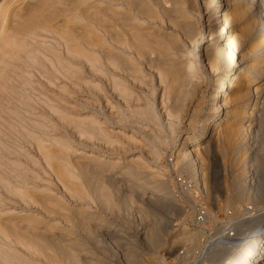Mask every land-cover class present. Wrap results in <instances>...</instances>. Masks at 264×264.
<instances>
[{
    "label": "rangeland",
    "instance_id": "obj_1",
    "mask_svg": "<svg viewBox=\"0 0 264 264\" xmlns=\"http://www.w3.org/2000/svg\"><path fill=\"white\" fill-rule=\"evenodd\" d=\"M143 1L147 4V7H149V6L152 7L153 5H158L157 9L153 8L154 6L152 7L153 9L150 7L149 8L153 12H155V14L158 12L159 14H157V15L160 16V18H159V16H157V18H156V15L154 14V16H152V18H154V19L156 18L155 22H154L153 21L154 19H150L147 16V18H148V20H147L146 16L143 15V16H141L142 18H137L138 20L139 19L140 20H144V19L146 20V24L143 23L142 27L141 26H140V28L137 27L138 29H141L142 31L138 30V29H132L134 31L135 30H138V32L140 31L139 33H142L140 35H141L143 40H144V38H145V40L151 39L149 41L147 40V43L145 41V43H144V44H146L145 46L144 45L142 46L141 44H139L140 46H142V48L145 52L146 51H148V52L145 53L144 51H142V53L144 52V54H142V53H140V51H139L140 49L138 48L139 49V50L137 49L139 51V53H138L133 48V50H135L139 55L142 54V56H144L146 54L145 55V56H147L146 61L144 58H141L142 57L141 55H140V58L138 57L139 55H135L134 53H136V52H133L132 49H131L132 51L129 49L130 51H127L125 55L129 56V54H130V56L134 59V62L132 60V63H134V65L132 63H130V65H132V67H134V68H132L128 64L130 61H127L126 56H124V54L122 55L121 53H120L121 57H119L117 55V58L114 59L115 62H117V60L118 61L120 60L119 62L116 63V64H120V65L122 64L121 67H120V65H118L119 68L115 66L116 65L115 63H114V67H113V65H112L113 63L111 64V60L113 62V59L107 58L106 56L99 57L100 62L98 61V63L96 62L97 64L96 63L94 64L98 69L94 68L95 67L94 65H93L94 67H92L87 62H84V61L80 62V60H79L75 63L76 70L81 66L76 72V75H75L76 81L73 77H70V75H67V76H64V79L59 78V81L57 80L54 83V85L49 84L46 81V79L43 78V77H45L44 75L41 74L42 77L40 78V75H38L39 73L36 74L37 73L36 70L30 69L29 81L31 83L30 86L32 88L30 89L29 92H30V94H32L30 96H34V99H32V101H35L36 97H40L41 99H44L42 97H45L44 95H46V97L49 100L51 99L50 102L52 101V103L56 102V103L60 104V105L59 104L58 105H59L61 114L63 115V116H61V118L57 119V117L54 116L51 112H49V110L46 107H44L43 104L40 102H37V104L41 105V107L39 105H36V103L35 104L33 102L30 103L31 108L33 106L31 114L29 112H25L24 110H22L23 112L21 114V108L19 107L20 110L18 109L19 104H16V102H14V101H17V103H19L18 98H14V97H17V95H19V94L23 95V93L25 94V92L27 94L28 91L23 90L22 88H24V87H20V86H22L20 83V79L15 78L16 79V84L14 85L15 88L13 87V84L15 83L14 78L12 79L14 81V83L11 80V84L13 83L11 85V87L14 88V90L11 89V91H9L8 87H10V85H9L10 81L8 82V84L5 83L4 87L2 86L3 87L2 90H5V88H6V91L1 92V90H0V94H2V95H4L5 92L11 93L10 98H12V99L8 98L9 97L8 95H4L5 97L7 96V98L0 95V99H1L0 100V106H1L0 112L1 113L3 112L2 106H3V109L6 110L5 112L2 113L3 115L0 114V117L2 118V119H0V121H1L0 122V146H1V144L3 145L2 147H0V223L2 222L0 224V229L4 230V232H6V233H7V231H8V233H11V236H9V234H8L9 237L17 235L18 238L16 236L12 237V239L10 238L12 240V243L14 244V245L13 244L12 245L19 251V254H21L22 257H24L23 255H25V257H28V260H30V262L32 259V262L36 263V264H51V263L52 264H59V263H61V264H73L74 262L68 260L66 258V256H64V255H66L65 253L60 252V254H59L60 250L58 251V253H56V251L58 249H56L55 247H53L51 245V241L54 242L52 236H53V233L55 231H57V230L62 231L63 229H65V230L71 229L70 230L71 233L69 232L71 234L70 237H72V238L75 237L76 239H78L79 244H80V245L78 244V246L83 247V248L78 247V249H77V248H75L76 245H74L75 250H74V248H73V250H71L73 252V254H75L78 257V259L80 258L79 260H80L81 264H105V263L106 264H161V263L162 264H195V263L198 264L199 262H200L199 264H220L219 260H221L222 257H224V256L226 258L225 249L221 247L220 242L218 243L221 236H224L223 228H221L220 223L223 222L224 220L227 221L230 219L232 221V222H230V224H232V223L234 224V220H235V222L237 221L238 223L245 225V226H243V228L245 229V227H247V225L249 223H251L252 220H253L252 222H254V218L249 221L248 217L251 216L249 214L253 213V212L257 213L262 207H264V201L261 199H259L257 201V203H256V200L253 201L252 199H250L248 201H242V199H238L239 191H240V190H238L239 185L237 186V183L235 184L232 173L229 170H227V168H226V171H227L226 172L225 169L222 168L221 164L216 165V163L214 161H213V164L210 163L211 166H209L207 168L208 164L204 161V162H201L202 163L201 168L203 166H204V168L206 167L205 170H204V168H202L203 169L202 171L203 172L206 171L207 172L206 175H208V173H209V175L206 176L207 177L206 179L207 180L209 179L208 181L207 180L206 181L209 183L206 184V189H208V190L204 189L205 192L203 190H201V191H203L202 192V196H203L202 198H203L204 204L207 207V214H208V219H209L208 222L206 223V227L211 228L212 234L211 235H201L200 231L197 228L193 227L192 222L190 220V214L185 210V207L183 206L184 205L183 201H182L183 198L180 195H177V193L174 192V190H173L171 178H172V175L174 172L182 173V174L188 176L192 181H193V178L196 179V177L193 176V174L190 173V171H188L187 169H184V168H182L176 164L174 165V160L176 159V158H174V152L176 151L178 146H180V143L182 141L181 137H184L188 134H189L188 136H194L195 137L194 139H196V138L198 139L200 137V135L203 131V127H202L203 125L202 124H204L207 116L213 114L212 109L209 108L210 107L209 105L211 102L208 100V93H209V91H212V89L214 88L213 87L214 83L209 78H206L204 75L199 74V76H201L199 79H201V80L197 79V81L199 80V82H197L198 86H197L196 90L202 89L206 93L205 94L206 98H204V100L201 101L202 105H201L200 101H199V104L197 103L198 104L197 105L196 104L197 100H195L196 102L194 101L193 103H191V101L194 98H196V96L198 97V95L196 93V92H198V90L197 91L192 90L193 88H191L186 93L187 94L186 96H183V97H185L184 100L179 99L180 102L178 100V102L180 104L176 101L177 105L178 104L181 105V103L184 102L185 106H182L183 108L181 106H175L176 104L175 103L173 104L174 100L172 99V101H173V102H171L172 105L170 103L169 104L173 108L171 109L170 105H168L169 106L168 108H170V110H172L171 112L173 113L174 112L173 110L175 109V107L176 108L181 107V108L177 109L179 112H177V110L175 109V111H176L175 113H179V115L181 117L180 119H182V120L180 121V124L178 123V124L174 125L172 128L173 130H171V129H167L168 127L166 126L168 124L167 122L169 120L165 119L166 118L165 115L163 113H161L163 110L161 108V101L160 100H161V93H162L161 91L163 90V88H162L163 85L160 84V79H159L160 75L158 76V73L160 74V72L162 70L166 71L167 68L169 69V66H172V65L173 66H175V65L179 66V64L184 65L185 61L186 62L191 61L193 58L192 54H191L190 56L188 55V57H186L184 60L180 61V59L178 58V60L176 61L175 58L172 59V56H170L171 52H173L170 49L174 48L173 50H176L179 47L178 50H180V46L185 53L186 52L193 53L192 51H190V48L192 45L191 42L193 39L190 40L191 37L184 35L183 32L181 33L178 26L175 25L176 27H174V21H175V24H177L176 19L179 18L180 15L185 12V11H183L184 9L185 10L187 9L186 10V12H187L186 16L187 15L190 16V17L188 16L189 18L187 17V19H188V20L186 19L187 22L192 23V24H194V22H195L196 25H199V23H200L203 27L202 30L204 32L202 31V33H203L202 38L203 39H202L201 43H199L200 40L198 39V44H199V46H201L203 51H204V47L209 45L208 43L214 41L217 38L220 40L222 34L234 35L236 38V43H237V41L240 43V44L237 43V45H239V46L240 45L242 46L243 44H245L242 46L243 52L251 51L250 52L251 58L245 62V64H246L245 68H241V69L236 68L233 72L228 71L227 75H232L231 77H236L240 73H247L248 71H246V70H249L250 67L252 68L254 66V63H256V59H257L256 57L258 56V53L256 52V50H254V47L251 45V44H253L252 38L247 37V34H248L247 29H248V26L250 23L253 25L255 24V28L257 29V31L259 30V32H261L260 29H261L262 24H261V21H259L260 20L259 18H260V15L262 13H260L258 11V9H256L257 8L256 6H258V5L253 4L249 8L246 7V8H243V10H242V8H239L238 5H237V8H236V6H232L231 0L230 1L229 0H225V1L224 0H218V5H221V11L218 12V15L222 14V13H227V15H228L227 17H229L230 21H229V25L227 27H225L227 29L228 33L226 32L225 28L219 30L217 33L216 31H211V29L208 26V24H209L208 13L205 12L206 10H205L204 6H202L203 0H197V1L194 0L198 3L194 2L193 0H191V1L190 0H182V1L181 0H161L163 3V6L166 8H164L163 6H159V5H161V3L159 2L160 3L159 4L158 2H156L157 0H153L152 2H150L151 0L150 1L149 0H143ZM147 1L150 3H147ZM1 2H2V0H0V3ZM176 3H177V5H179L180 3L181 4L183 3L182 5L180 4V6H182L183 8L180 6H178V7L175 6ZM190 3H191V5H192V3L194 5L191 6ZM174 6L177 8H175ZM214 7H212L211 9H214ZM160 8H163V10H160ZM174 8H175V10H174ZM180 8L183 10H181ZM232 8L233 9L236 8V9L233 10ZM154 9H155V11H154ZM164 9L170 10L167 13V14H169L168 15L169 18L166 16V12H167L166 10H165L166 12L164 13ZM176 9H178L177 11H180V12H177ZM173 12H174V14H173ZM178 13H179V15H178ZM175 15L176 16L178 15V17H176V19L174 17ZM200 15H201V18H200ZM164 16H165V18H164ZM173 17L175 20L173 19ZM219 17H220V15H219ZM199 18L201 19L200 21H199ZM149 19L151 21H149ZM171 19H173V20H171ZM145 20H144V22H145ZM253 20H255V21H253ZM133 22H134V20H129L127 23V27L131 26V24L135 25ZM159 22H161L162 24ZM212 23H214V22H212ZM151 27H153V28H151ZM178 29H179V31H178ZM196 29H197V30H195L196 32H194L196 34H193L195 36V38L197 36L199 37V35H200L199 34V28L196 27ZM134 31H132V32H134ZM143 31H144V33L147 31L146 32L147 34L145 33L143 35ZM215 32H216V34H214ZM157 33H158V35H156ZM238 35H240V36H238ZM146 36H147V38H146ZM239 37H241V38H239ZM130 38H131V36H130ZM192 38H193V36H192ZM218 39H217V41H219ZM188 40H190V41H188ZM132 41H135V40H132ZM132 41H131V43H132ZM151 41H153V42H151ZM220 41L222 42V40H220ZM148 42H149V45H150V43L153 44V45H150V47L153 46V47H151L152 50L149 49L150 47H148L149 46ZM242 42H244V43H242ZM146 46L148 47L147 48L148 50L146 49ZM162 46L163 47L165 46V49H163ZM133 47L136 48V46H133ZM156 47H157V49H156ZM166 47H168V48H166ZM161 48H162V50H165V51L160 50ZM115 49H113V50H115ZM248 49H250V50H248ZM153 50L154 51L156 50V51L154 52ZM167 50L169 52H167ZM132 52H133V54H132ZM151 52H152V54H150ZM159 52H160L161 58L159 57V54H158ZM162 52H164V53L162 54ZM256 54H257V56H256ZM149 55L151 56V58ZM252 55H253V57H252ZM254 55L256 57H254ZM135 56H137L136 58H138V60L135 58ZM156 56L158 57V59ZM166 56H169L170 58L166 57ZM105 57H106V59H105ZM118 57L121 59H118ZM123 57H125L126 61H124ZM148 57L150 58V60L148 59ZM166 58L168 61L166 60ZM108 59H110V61H108ZM121 60H123L122 63H121ZM151 60L154 63H152ZM170 60L171 61L174 60V62L176 61L175 64L174 63L172 64L173 61L171 62ZM124 62H126L127 64ZM135 62H136V65H135ZM162 62H163V64H162ZM250 62H251V64H250ZM123 64H125L126 66ZM161 64L164 65V67ZM153 65H154V68H153ZM137 66H138V68L140 66L142 69H140V73L138 71V73L136 75H134L135 72L134 73H132V72L137 68ZM161 66H162V68H161ZM115 67L118 69H115ZM123 67H125L126 70L124 68L125 71L123 69H121L122 71L119 72L118 70H120V68H123ZM158 67L161 68V70ZM92 68H93V70H92ZM128 68L132 69V70H129ZM80 69H81V71H80ZM172 69L173 68H171V71H172ZM173 70H176V69H173ZM34 71H36V73H34ZM141 71H142V73H141ZM123 72H126L127 74L126 73L123 74ZM172 72H177V71H172ZM224 73H225V71H224ZM32 74L34 75L33 77H32ZM163 74H164V72H163ZM142 75L146 76V78L144 77L145 79H143ZM116 76H117L118 80H113L116 78ZM135 76H137L138 79L135 78ZM140 76H141V78H139ZM56 77H58V76H56ZM32 78H33V80H32ZM229 78H230V76H229ZM141 79H143V81ZM121 80H123V81H121ZM32 81H34V82H32ZM114 81H116V84L118 83L120 85L118 87L119 90L116 89L117 88L116 86H118V85H116V86L113 85ZM119 82H122V85L124 82V85H126V89L128 88L129 92L132 93V94L129 93L131 95L128 94L130 97H128V95L123 96V95H126L128 93V91L125 89L123 90V88H121V87H123L124 85L122 86ZM17 83L18 84L20 83L19 86ZM56 84L59 85L61 88L65 87L63 89L64 90L63 93L60 90H58V87H55V86H57ZM61 85L64 87H62ZM16 86H18V88H16ZM211 86H212V88H211ZM19 87H20V89H19ZM120 88L124 92L125 91H127V92L125 94H122V91ZM18 89L19 90L22 89L23 93L21 91L19 92ZM13 91H16V93ZM190 91L193 92L195 95L193 93H190V95H189L188 93ZM37 92H39V93H37ZM12 93H15L17 95L14 96V94L12 95ZM41 95H43V96L41 97ZM55 96H57V97H55ZM191 96H193V97H191ZM124 97H126V98H124ZM31 98H33V97H31ZM56 98H58V99H56ZM13 99H15V100H13ZM206 99H207V101H206ZM12 100H13V102H12ZM9 103H10V105H9ZM193 104H195V105H193ZM148 105H149V107H151V109H153L152 111H153V113H155L154 115L157 116L158 121H157L156 126H155V122H151V121H148L146 119L144 120L143 117L139 116V114L141 115V113H140L141 110L144 109L143 107L148 106ZM182 105H183V103H182ZM196 105H197V107L201 105L200 106L201 108L199 107L200 110H199V108L196 107ZM11 106H13V109ZM42 106L44 109L42 108ZM191 106H192V108L195 107L193 109L197 113H194V111H193V113L191 114V112H192L191 110H193L191 108ZM180 109H182V110L180 111ZM196 109L199 111H196ZM228 109L231 112L234 110L233 106L231 104H229ZM189 111H190V113H189ZM200 111H203V112H200ZM16 112L19 115L18 119H20L17 121H15L16 115L14 114ZM4 113H5V116L7 115L6 117L9 116L10 118L13 119L12 121H10L11 119L9 118L10 122H8V125L4 124V123H6V121H8V120L4 121V119H3V117H5ZM33 113L35 115H44L45 117H48L49 119H51L52 122L53 121L54 122L53 123L50 122L49 125H47V124L42 125L44 127V129H40L42 126L37 127L35 125H34L35 127L33 128V124H31V122H30V124L32 126L29 124V122L28 123L26 122L27 119L29 118L26 116H29V115L31 116ZM193 114H194L196 119L193 118L194 117ZM189 117H192L193 119L189 118ZM25 118H27V119H25ZM6 119H8V118H6ZM190 119H192V120H190ZM2 120L4 123L2 122ZM92 120L95 121L96 123H93ZM187 120H190L192 122H193V120H195L193 122V124L194 123L195 124L193 125L191 122L190 124H192V125L190 127L189 121H187ZM21 121L23 124L21 123ZM89 121H91V122H89ZM159 121H160V123H158ZM11 122H13V123L11 124ZM14 122L16 125L14 124ZM81 122H82V124H81ZM200 122H202V123L200 124ZM24 123H27L28 125L27 124L24 125ZM233 123H234L233 122V113L232 114L230 113V115L224 121L222 126L223 125L224 126H229V125L234 126L235 123L234 124ZM19 124L21 125V127ZM158 124H160V125H158ZM161 124H162V127L160 128ZM9 125L10 126L13 125V128L9 127ZM14 126L17 128L14 129L15 128ZM88 126H90V127H88ZM255 127H257V128H255ZM37 128H39V129H37ZM92 128H93V130H92ZM161 129H163V131ZM30 130L32 131V133H30ZM21 131L24 132V135H26V137L25 136L23 137V135H22L23 133ZM89 131H91V132H89ZM157 132H159L161 134H158ZM170 132L171 133L173 132V133L171 134ZM25 133H28L29 135H31V134L35 135L36 134L34 136L35 138L37 137V135H40V136H38L36 139H32L33 135L27 136V134H25ZM161 135H163L162 136L163 138H161ZM248 135L249 136L247 137L248 140H247V146L246 147L247 148L249 147V149H250V147L255 145V146L259 147V149L261 148L259 150V153H260L262 159H259L258 164L261 161L259 165L264 170V161H263L264 160V116H263V120H261V122H259L256 126H254ZM155 136L160 137L161 139L166 138L165 143L155 144V146H153L159 152L158 158L154 157V155L151 152V147H150L151 146L150 141L153 140L151 138H155ZM20 137H22V138H20ZM30 137H31V139H30ZM173 137H176V138L174 139ZM40 138H42V139L40 140ZM132 138H134V139H132ZM103 139H105V140H103ZM58 140H60V142L62 141L61 143H63V141H64V143L67 142L69 144V145L67 144V147L63 146L62 144L61 145L65 148L71 147L70 149H68L70 151V153L68 150H63L64 148L59 146L60 143H59V145H57ZM38 142L43 143V146L41 145L42 147L46 148L45 146H47V148H49L50 152H48L49 150H46L47 148L45 149L48 154L49 153L52 154V156H51V154L49 155L50 158L47 155L48 156V162H47L45 154H43V152H42V151H44V149L42 150V147H38L39 146V144L37 145ZM64 145H66V144H64ZM39 148H41V150ZM57 149H59V150H57ZM60 149H62L61 150L62 152L60 151ZM63 151L64 152L66 151V152L63 153ZM201 151L202 152H200V154L203 153L202 157H204V156L207 157L205 151L203 149ZM80 152L82 154H80ZM91 152L96 154L104 162V164H105V162L112 163V162L117 161V163H119V165H118L119 169L118 168L114 169L111 167H108V169L105 168V170H104L105 172L104 173L102 172L103 176L100 175L101 173L97 172L96 170L92 171V167H93V169H95L92 162L88 161L87 158H84L85 154L91 153ZM57 153H59V154H57ZM66 154H67V158H66ZM135 155L137 157L138 156L141 157L140 159H142V161L146 160L144 162L147 165V167L149 166L152 168H156L159 171L161 170L162 174L161 175L159 174V176H160L159 180L160 181L158 180L157 183H158V187L162 189L161 191H162L163 195H157V196L164 199V201L166 203L163 202L162 204H165L166 206H164L162 204L158 205L157 203H152V202L147 200V196L150 195V193L152 192V190H150V188L153 184H151L152 183L151 181L149 182L146 174H144V173L142 174L143 178H142V176L139 177L140 181L138 180V182H137L135 180L140 186H138L136 182H132L133 181L132 178L128 179V178H125L127 176L124 175L125 177H123V175H120L121 170L125 169L124 167L127 166V164H128L127 161L132 157H136ZM56 156H58V157H56ZM58 158H60V160L65 159L64 160L65 162L62 163V165H64V166H66V165L71 166L72 165V167H70V168L68 167L69 169H72L73 166H75L74 167L75 170L73 168L71 170V172L73 171L72 173H73V175L75 174L74 176L77 177V179L75 177L69 179V178L65 177L63 174H62V176H60L61 172H59L60 169L58 166L61 165L62 161H59ZM50 159L53 160L52 163L49 162V161H51ZM58 161L60 162V164H57ZM86 161H88L89 163H87ZM220 162H221V160L219 158V163ZM198 165H199V163H198ZM11 166H14V167H11ZM15 166H16V170H14ZM56 166H57V168H55ZM120 166H122V167H120ZM17 167L19 169H17ZM11 168H13L12 169L13 172H11ZM56 169H58V170H56ZM219 169H220V172H218ZM54 170L57 172H55ZM107 170L108 171L110 170L112 174L110 175V171H109V173H106V172H108ZM113 170H114V174L116 172L115 176L113 174ZM14 171L17 172V175L19 172H21V173H19V175L23 176V177L20 176V178L22 180L18 178L19 175L18 176L13 175L14 173H16ZM118 172H119V174H117ZM22 173H23V175H22ZM89 173H91V174H89ZM222 173H224V174H222ZM105 174H106V176H105ZM82 175L83 176L85 175V176L83 177ZM109 175L112 179L109 177ZM117 175H120V176L117 177ZM10 176L13 178L12 180H14V181L11 180L12 181L11 182L9 180V179H11ZM58 176H60V177H58ZM86 177H88L89 180ZM113 177H116L117 179L113 178ZM108 178H110V179H108ZM94 179H95V181H94ZM195 179H194V181H196V183H198L199 180H195ZM231 179H232V181H231ZM67 180H69V181H67ZM107 180H109V182ZM112 180H113V182H112ZM66 181H67V183H65ZM230 182H231V184H229ZM18 184L25 187V189L23 187H20ZM65 184L68 187H65ZM145 184H147V185H145ZM161 184L163 186H160ZM253 184H255L254 186L257 185L255 182V179H254ZM72 185H74L75 188L81 187L80 189L77 188L80 191H81V189H82V191L85 190L86 192L84 191L83 194H81V195L85 196V194H86V196H87V198H89V200H84V199H82V197L80 198L77 194H75V193L73 194L72 192H70L74 188V187L70 188ZM135 185H136V187H135ZM18 186H19V188H18ZM100 186L104 187V188H102V189H104V191H107V192H104V193H106V195L109 194L106 198L107 199L106 201H108V203L112 202L113 205L109 204L111 209L109 206H108V208L106 206L103 208L102 204H99L100 199H99V194H98V198H97V193H98L97 189L100 188ZM5 187H9L10 189L16 190V191H21V192L27 194V196L30 195L29 196L30 199L32 197H34V198H32V200L34 199V201H31V200L29 201L27 198H22V199H24L22 201V199L20 198L19 195H18V197H16L17 196V195H15L16 193L8 192ZM137 187H139V188H137ZM200 187H202V185ZM218 187H221L222 191H220L218 189ZM235 187H237V188H235ZM95 188H97L96 192H95V190H93ZM130 192H132L133 194L135 192L136 193L133 195ZM70 194H72V195H70ZM13 195H15V196H13ZM31 195H32V197H31ZM48 195H50V196L48 197ZM106 195L104 194L103 197H105ZM47 197L48 198L53 197L52 200L57 201L59 204L63 202L62 206L63 207L66 206L64 208V210H66L69 213L68 214L69 218L59 216L57 213L55 214V212H58V209L57 208L54 209L55 203L51 199H50L51 202H49ZM55 197H57V199H55ZM108 198H110V199L108 200ZM110 200H112V201H110ZM232 201H233V204H231ZM229 202H230V204H229ZM258 202L261 204H259ZM32 203H34V204H32ZM38 203H40V205L43 208L40 205L38 206ZM55 205H57V204H55ZM103 205H104V203H103ZM79 208H80V210H79ZM82 208H83V210H85V212L87 211L89 214H92L96 218V219L93 218L91 220V222H89L90 226H91V230H92L91 234L88 233L87 231H85L83 227L80 228L81 225H79V223L77 224V225H79V227L75 223L76 222L75 220L77 219V215H78V220H77L78 222L80 219H82L81 215H79ZM250 208H252V209L250 210ZM46 209H48V210H46ZM83 210L81 211L82 216L84 213ZM105 210H106V212H105ZM52 211L54 212L53 213L54 215L52 213H50V214H52L53 216L49 214V212H52ZM227 211H231L232 215L230 217H228L226 215ZM27 213L28 214L32 213L31 215H35V216L37 215L36 216L37 218L35 217L33 219H30V218L28 219L25 216ZM46 213H47V215H46ZM49 215L51 217H49ZM79 217H81V218H79ZM119 217H121L122 219ZM65 218H67V219H65ZM22 219H24L25 221H23ZM35 219H36V221H34L35 222L34 223L32 220H35ZM238 219H239V221H238ZM245 219H248V221H245ZM29 220H30V222H29ZM7 221H8V223H7ZM12 221H14V222H12ZM15 221H17V222H15ZM9 222H10V224H9ZM21 223H22V225H21ZM27 223L28 224L32 223V224H30L32 226V228L30 226L28 232L23 233L25 231L24 230L25 227H23V226H24V224L27 225ZM49 224L54 225L56 228L55 227L50 228L53 226H49ZM233 224H232V226H234ZM37 225H39V228L37 227ZM2 226L4 227V229L2 228ZM12 226H14L15 228ZM20 226H21V228L19 229ZM34 227H36V229ZM16 229H18V230L15 231ZM22 229H23V231H22ZM37 229L40 233L37 231ZM107 229L109 230L108 232L106 231ZM31 232L32 233L35 232V233L32 234ZM28 233H30L29 234L30 237L28 235H26ZM41 233H43V234H41ZM107 233H109V234H107ZM35 234L38 237V239L36 236L34 237ZM41 235L44 238H45L44 235H46V236L48 235L46 238L49 237L48 238L49 240H46V238L44 239ZM115 235H118V236H115ZM40 236H41V238L44 239V241H46L45 242L46 245L44 244L43 239L42 240L40 239L41 241L39 240ZM24 237H25V239H28L32 243H34V242H36L37 244L40 243L41 246L43 245L42 247H44V249H46V247L48 248L49 243L47 241H49L50 242L49 246L50 245L51 246L48 248V250L46 249V251H47V253L49 252V254H50L49 257H50V260H52V261L50 262V260H48L49 258L44 259L42 257V259H40L41 257L39 258L38 255L30 254L29 251H27L26 249H23L24 247L21 244L16 245L18 243L15 240H23ZM29 238H31L34 241H32ZM144 238H146V240ZM147 239H149V240L151 239V241H148ZM158 239L160 240V242ZM175 240H177V241L174 242ZM155 241L159 242L160 244H155L156 243ZM211 241H212V245H210ZM15 242H16V244H15ZM65 242H67V241H65ZM171 245L174 246V250L172 252L168 253L167 251ZM21 246L23 248H21ZM54 248L56 249V251H53L51 253L50 250H54ZM182 248L186 249L187 254H186V256L181 257L179 261H177V259H175V258H177L176 257L177 253ZM21 249H23V250H21ZM200 251L204 252V255L202 252H201L202 254H200ZM52 254L55 257H56V255H58V258L52 257L51 256ZM61 254L63 256H61ZM222 254H223V256H222ZM83 257H85V258H83ZM52 258L58 259V262L56 260H53ZM228 259L226 258V262L228 261ZM46 260H48L49 262ZM19 262L22 263V261H20V260H19Z\"/></svg>",
    "mask_w": 264,
    "mask_h": 264
},
{
    "label": "bare ground",
    "instance_id": "obj_2",
    "mask_svg": "<svg viewBox=\"0 0 264 264\" xmlns=\"http://www.w3.org/2000/svg\"><path fill=\"white\" fill-rule=\"evenodd\" d=\"M152 1L153 0H151L150 2H152ZM196 1H194V2H196ZM150 2L147 1V3H150ZM156 2H158V3L160 2L161 5H159V6H163V3H162L161 0H159V1L157 0ZM231 2H232V4H231L232 6H236V8H237V5H238L239 8H242V10H243V8H246V7L249 8L253 4L258 5V6H256L257 7L256 9H258V11L260 13H262L260 15V18H259L260 19L259 21H261V24H262L261 25V29H260V31L262 33L259 32V30L257 31V29L255 28V24L253 25V24L250 23L249 26H248V29H247V32H248L247 37L248 38H252L253 44H251V45L254 47V50H256V52L258 53V56L256 54L257 57L254 55V57L257 58L256 59V63H254V66L252 68L250 67L249 70H246V71H248L247 73H240L236 77H231L232 75H227L228 71L229 72H233L236 68H240V69L241 68H245V65H246L245 62L248 59L251 58V53H250L251 51L243 52V49H242L243 47L242 46L245 45V44H243L242 46L241 45L240 46L237 45V43L238 44H240V43L238 41L236 43V38L232 34H229V35L222 34L221 38H220V40H222V42L217 38L220 42L217 41V39H215L214 41L208 43L209 45L204 47V51H203L201 46H199V44H198V39L200 40L199 43H201V41L203 39L202 38V35H203V33H202V31H203L202 30L203 29L202 25L200 23H199V25H196L195 22H194V24L187 22L186 19L189 16V15L186 16V14H187L186 10L187 9L183 10V9L180 8L181 10H183L185 12L182 13V14L180 13L181 15H180L179 18H177L178 20L176 19V17H178L179 13H178L177 16L176 15L174 16L175 19H176V23H177V24H175V21H174V27L178 26L181 33L183 32L184 35H187V36L191 37L190 40L193 39L192 42H191L192 45H191V48H190V51H192L193 53H191V52H186L185 53L183 51V49L181 48V46H180V50H178L179 47L176 50H173L174 48L170 49V50L173 51V52H171L170 56H172V59L175 58L176 61L178 60V58L180 59V61L184 60L186 57H188V55L190 56L191 54H192L193 58H192L191 61H188V62L185 61L186 63L184 62V65L183 64H181V65L179 64V66H177V65L169 66L168 65L169 69L167 68L166 71L162 70L160 72V74L158 73V76L160 75L159 76L160 84L163 85V87H162L163 90L161 91L162 93H161V100H160L161 101V108L163 110L161 113H163L165 115V117H166L165 119L169 120L167 122L168 124L166 125L168 127L167 129L173 130L172 129L173 126L178 124V123L180 124V121L182 120V119H180L181 117H180L179 113H175L176 112L175 109L177 110V109L181 108L182 106H185L184 102H182L183 105H182V103H181V105H179L180 104L179 103L180 102L179 99L184 100L185 97H183V96H186L187 95L186 93L191 88H193L192 90H196V88L198 86L197 82H199V80H201V79H199L201 77V76H199V74L200 75L202 74L206 78H209L211 81H213V83H214L213 87L214 88L212 89V91H209V93H208V100L211 102V103L209 102L210 103V105H209L210 107L209 108L212 109V113L213 114L207 116L204 124H202L203 125L202 126L203 127V131H202V133H201V135H200V137L198 139L197 138L194 139L195 138L194 136H188L189 134L188 135L185 134L186 136L181 137L182 141L180 143V146H178V148L176 149L175 152L173 151L174 152V158H176L174 160V165L175 164L179 165L180 167L190 171V173H192L193 176L196 177V179L192 177L193 181H194V179L195 180H199L198 183H196V181H194L195 184L198 185L199 187L202 185V187H200V188H201V190H203L205 192L204 189H206V184L209 183V182H207L209 179L207 180L206 176H208L209 173H208V175H206L207 172L206 171L205 172L202 171L203 170L202 168H204V166L201 168V165H202L201 162L205 161L208 164L207 168L209 166H211L210 163L213 164V161L216 163V165L217 164L218 165L221 164L222 168L225 169V171H226V168H227V170H229L232 173V176H233V179L235 181V184L237 183V186L239 185L238 186V188H239L238 190H240V191H239L238 199H242V201H248V200L252 199L253 201L256 200V203H257V201L259 199L264 201V170L259 165L261 161L258 164L259 159H262V157H261V155L259 153V150L261 148L259 149V147L253 145L249 149V147L247 148L246 146H247V140H248L247 137L249 136L248 134L250 133L251 129L254 126H256L259 122H261V120H263V116H264V8H263L264 7V0H231ZM193 3H192V5H194ZM196 3H198V2H196ZM180 4L177 5V3H176V5L175 4L174 5L178 7V6H180ZM190 5H191V3H190ZM153 6H152L153 8H156V9L158 8V5H153ZM202 6H204V8H205V10H206L205 12L208 13V21H209L208 26L211 29V31H216L218 33L219 30L224 29L225 27H227L229 25V21L230 20H229V17H227L228 16L227 13L219 14L221 18L218 15V12L221 11V5H218V0H203L202 1ZM149 7H147V4L143 0H2V2L0 3V90H1V92L2 91L3 92L6 91V88H5V90H2L5 83L8 84V82L10 81L9 85L11 87V85L15 81V83L13 84V87H14V85L16 84V79H20V83L22 85L20 87H24L25 89L24 88H22V89L23 90H27L28 92H27V94H26V92L24 94L22 89L19 90L20 89V87H19L18 90H19V92L21 91L23 93V95H21L19 93H18L19 95L15 94L16 91H13L15 93H12V95L13 94H14V96L17 95V97H14V98H18V102L19 103H17V101H14V102H16V104H19L18 105V109H19V107L21 108V114L23 112L22 110H24L25 112H29L31 114L33 106L31 108V104L30 103L33 102L34 104L36 103V105H39V104H37V102H40V103L43 104L44 107H46L49 110V112H51L54 116H56L57 119L61 118V116H63V115L61 114V111H60V108H59L60 104L56 103V102L52 103V101L50 102L51 99L49 100L46 97V95H44L45 97H42L43 95H41V97L44 98V99H41L40 97H36L35 96L36 100L32 101V99H34V96H30L32 94H30V92H29L30 89L32 88L30 86L31 83L29 81V76H30L29 71H30V69L31 70L32 69L36 70L37 73H36V71H34V73H36V74L39 73L38 75H40V78L42 77V75H44L45 77H43V78H45L46 81L49 84H53L54 85V83L57 80L59 81V78L60 79L61 78L64 79V76H67V75H70V77H73L75 79L76 72L81 67L80 66L77 70L75 68L76 67L75 63L77 61H79V60H80V62L81 61L87 62L90 66L94 67L95 66L94 64L96 62L97 63H98V61L100 62L99 57L106 56L107 58L113 59V62L111 60V64L113 63L112 65L114 67V63L116 64L117 62L120 61V60L119 61L117 60V62H115L114 59L117 58V55L119 57H121L120 56V53H121L122 55L124 54V56H126L127 61H130L128 63L130 65V63H132V60L134 62V59L130 56V54H129V56L125 55L126 52L130 51L131 49L133 50V48H134L138 53H139V51H140V53H142V51H144L142 46L143 45L145 46L146 44H144V43H145V41L147 43V40H148V39L145 40L144 37H143L144 40L142 39V37L140 35L142 33H139L140 31L138 32V30H141V29L137 28V27L140 28V26L142 27L143 23L146 24V20L144 19L145 20V22H144V20H140V19L138 20L137 18H142L141 16L145 15L146 18L148 16V18L154 19V18H152V16H154L155 12H153L150 9L152 7H150V8ZM177 7H175V8H177ZM180 7H182V6H180ZM212 7H214V9H211ZM164 8H166V7H164ZM175 8H174V10H175ZM235 9H233V10H235ZM160 10H163V8H160ZM165 10L166 9H164V13L167 11L166 12V16L168 17L169 14H167V13L170 10H166V11ZM177 10L178 9H176V11ZM154 11H155V9H154ZM177 12H180V11H177ZM157 14H159V13L157 12L155 14L156 18H157V16H159ZM173 14H174V12H173ZM174 17H173V19H174ZM148 18H147V20H148ZM159 18H160V16H159ZM164 18H165V16H164ZM200 18H201V15H200ZM200 18H199V21L201 20ZM150 19H149V21H151ZM155 19L153 20L154 22H155ZM173 19H171V20H173ZM129 20H134L133 23L135 25L131 24V26L127 27V23H128ZM253 21H255V20H253ZM212 22H214V23H212ZM159 23H161V22H159ZM196 27L199 28V34L200 35H199V37L197 36L195 38V36L193 34H196V33H194V32H196L195 30H197ZM151 28H153V27H151ZM132 29H138V30L134 31ZM179 29H178V31H179ZM132 31H134V32H132ZM216 32L214 34H216ZM226 32H227V29H226ZM145 33L143 31V35ZM156 35H158V33ZM130 36H131L132 39L130 38ZM192 36H193V38H192ZM238 36H240V35H238ZM146 38H147V36H146ZM239 38H241V37H239ZM132 40H135L136 42L132 41ZM149 40H151V39H149ZM190 40H188V41H190ZM131 41H132V43H131ZM151 42H153V41H151ZM242 43H244V42H242ZM139 44H141L142 46H140ZM148 45H149V42H148ZM150 45H153V44L150 43ZM150 45L148 47H150ZM133 46H136V48L133 47ZM148 47L146 46V49ZM151 47H153V46H151ZM151 47L149 48L150 50H152ZM162 48L165 49V46L164 47L162 46ZM162 48L160 50H162ZM166 48H168V47H166ZM113 49H115V50H113ZM156 49H157V47H156ZM135 50H133V52H136ZM168 50H167V52H169ZM248 50H250V49H248ZM162 51H165V50H162ZM133 52H132V54H133ZM144 52L142 54H144ZM146 52H148V51H146ZM160 52L158 53L159 57H160ZM136 53H134V54L135 55H139L138 53L137 54ZM163 53L164 52H162V54ZM142 54H140V55L142 56ZM150 54H152V52ZM140 55L138 56L139 58H140ZM144 56H142L141 58H144L145 61H146L147 56H145V57ZM106 57H105V59H106ZM119 57H118V59H121ZM136 57L137 56H135V58ZM166 57H169V56H166ZM252 57H253V55H252ZM123 58H124V61H126L125 57H123ZM150 58H151V56H150ZM150 58L148 57L149 60H150ZM110 59H108V61H110ZM136 59L138 60V58H136ZM157 59H158V57H157ZM166 60H167V58H166ZM122 61L123 60H121V63H122ZM172 61H171L172 64L173 63L175 64L176 61L175 62H174V60H172ZM151 62H152V60H151ZM251 62H250V64H251ZM124 63H126V62H124ZM152 63H154V62H152ZM132 64L134 65V63H132ZM162 64H163V62H162ZM118 65H120V64H116L115 66L119 68ZM123 65H125V64H123ZM135 65H136V62H135ZM154 65H153V68H154ZM121 66H122V64L120 65V67ZM130 66L132 67V65H130ZM162 66L164 67V65H162ZM162 66H161V68H162ZM116 67H115V69H118ZM94 68L98 69L96 66ZM124 68L125 67L120 68V70H118V71L121 72L122 71L121 69L124 70ZM132 68H134V67H132ZM161 68H159V69L161 70ZM171 68L176 69V70L172 69V71H177V72H172ZM140 69H142V68L140 66L138 68V66H137V68L135 70L133 69L134 71L133 72L131 71V72L132 73L135 72L134 75H136L138 73V71L140 73ZM92 70H93V68H92ZM125 70H126V68H125ZM129 70H132V69H129ZM80 71H81V69H80ZM224 71H225V73H224ZM126 72H123V74L126 73ZM163 72H164V74H163ZM141 73H142V71H141ZM33 74H32V77L34 76ZM56 76H58V77H56ZM229 76H230V78H229ZM144 77L146 78V76H143V79H145ZM13 78H14V81L12 80ZM135 78H137V76H135ZM139 78H141V76ZM143 79H141V80L143 81ZM197 79H199V80L197 81ZM11 80L13 81L12 84H11ZM32 80H33V78H32ZM113 80H118L117 76ZM75 81H76V79H75ZM121 81H123V80H121ZM32 82H34V81H32ZM113 83H114L113 84L114 86L118 85V86H116L117 88L116 87L115 88L119 90L118 87L120 85L118 83L116 84V81H114ZM119 83L122 85V82H119ZM19 84H18V86H19ZM123 85H124V82H123ZM18 86H16V88H18ZM10 87H8L9 91H11V89L14 90V88H15V87L14 88H12V87L10 88ZM55 87H58V90H60L62 93L64 92V90H63L65 88L64 86H62L64 88H61L59 85H57ZM121 88H123V90L125 89V90L128 91V93L126 95H123V96H127L129 93H131V92H129L128 88L126 89V85H124ZM211 88H212V86H211ZM123 90L121 89L122 94H125L127 91L124 92ZM197 90H198V92H196V93H197L198 97L196 96V98H194V99L192 98L193 100L191 101V103H193L195 100H197V102L196 101L195 102H196V104L197 103L199 104V101L201 103V101L204 100V98H206L205 97L206 93H205L204 90H202V89L201 90L197 89ZM6 93L7 92H5V94L4 93L3 94L4 95H8L9 96L8 98H10V94L11 93H9V92H8L9 94L8 93L6 94ZM37 93H39V92H37ZM190 93H193V92L190 91L188 94L190 95ZM131 94H129V95H131ZM0 95H2V94H0ZM4 95H2V96L5 97ZM129 95H128V97H130ZM31 97H33V98H31ZM55 97H57V96H55ZM191 97H193V96H191ZM5 98H7V96ZM124 98H126V97H124ZM10 99H12V98H10ZM56 99H58V98H56ZM172 99L174 100V102L172 101ZM13 100H15V99H13ZM13 100H12V102H13ZM178 100H179V102H178ZM176 101L179 103L178 105L176 104L177 103ZM206 101H207V99H206ZM171 102H173V104L175 103L176 104L175 106H181V107L176 108L174 106L175 109L173 110L174 112L172 113L171 112L172 110H170V108H168L169 107L168 105H170ZM10 103H9V105H10ZM229 104H231L233 106L234 110L232 112L229 111V109H228ZM193 105H195V104H193ZM197 105H196V107H197ZM201 105H202V103H201ZM39 106L41 107V105H39ZM43 106H42V108H43ZM200 106H198L197 108H199ZM11 107L13 109V106H11ZM143 108L144 109L141 110V112H140L141 115L139 114V116L143 117L144 120L146 119L148 121L155 122V126H156L158 120H157V116L154 115L155 113H153V111H152L153 109H151V107H149V105L145 106ZM172 108L173 107L171 106V109ZM191 108H192V106H191ZM193 108H195V107H193ZM200 108H199V110H200ZM2 110H3V112L6 111V110L3 109V106H2ZM181 110L182 109H180V111ZM199 110L196 109V111H199ZM191 111H192L191 112V114H192L194 109L191 110ZM177 112H179V111L177 110ZM200 112H203V111H200ZM2 113L0 112L1 115H3ZM189 113H190V111H189ZM194 113H197V112L194 111ZM230 113L231 114L233 113V122L235 123V125L234 126H232V125H229V126H224L223 125L222 126V124L227 119V117L230 115ZM14 114L16 115V117H15L16 120L15 121L20 120V119H18L19 118L18 113L16 112ZM4 116H5V113H4ZM193 116H194V114H193ZM5 117H3L4 121H6V120H8V121H6V123H4L3 120H2V122L4 124L8 125V122L12 121L13 119L10 118L9 116L6 117L8 119H6ZM26 117H29V118L28 119L25 118V119H27V121L25 119L24 120L27 123L29 122V124L31 122V124H33V128L35 126L39 127V126L46 125V124L49 125L50 122H52L51 119H49L48 117H45L44 115H35L34 113L31 116L29 115V116H26ZM192 117H189V118H192ZM193 118H195V116ZM0 119H2V118L0 117ZM192 119H190V120H192ZM190 120H187V121H189V124L192 122ZM194 121L195 120H193V122ZM89 122H91V121H89ZM193 122H192V124H193ZM12 123L13 122H11V124ZM21 123H22V121H21ZM27 123H24V125H26ZM93 123H96V122L93 121ZM158 123H160V121ZM201 123L202 122H200V124ZM14 124H15V122H14ZM81 124H82V122H81ZM192 124H190V127H191ZM158 125H160V124H158ZM9 127L13 128V125L12 126L9 125ZM20 127H21V125H20ZM88 127H90V126H88ZM161 127H162V124H161L160 128ZM16 128L17 127H15L14 129H16ZM255 128H257V127H255ZM37 129H39V128H37ZM40 129H44V127L42 126ZM31 130H30V133H32ZM92 130H93V128H92ZM161 130L163 131V129H161ZM89 132H91V131H89ZM22 133H23L22 134L23 137L24 136L26 137V135H24V132H22ZM28 133H25V134H27V136H28L29 135ZM157 133L161 134L159 132H157ZM32 135L33 134H31L29 136H32ZM35 135H33L32 139H36L38 136H40V135H37V137L35 138L34 137ZM162 136L163 135H161V138H163ZM20 138H22V137H20ZM161 138L155 136V138H151L153 140L150 141L151 146L150 145L149 146L151 147V152H152V154L154 155L155 158H158L159 152L153 146H155V144H160V143L163 144V143L166 142V138L165 139H161ZM173 138L175 139L176 137H173ZM30 139H31V137H30ZM41 139L42 138H40V140ZM132 139H134V138H132ZM103 140H105V139H103ZM42 142L41 143H39V142L37 143V145L39 144L38 147H42L43 146ZM61 142H60V140H58V143L57 142L56 143H57V145H59V143H60L59 146H61V147H63V146L67 147V144H68L67 142L66 143H64V141H63V143H61ZM64 144H66V145H64ZM2 146L3 145L1 144L0 147H2ZM45 147L47 148V146H45ZM65 147H63L64 149L63 148L62 149L63 150H68V149L71 148V147H69V148H65ZM46 148L42 147V150L44 149V151H45V152L44 151H42V152H43V154H45L47 162H48V156L51 153L48 154L46 150H49V148H47V149ZM39 149L41 150V148H39ZM62 149H60V151ZM202 149L205 151V153L207 155V157L203 155L206 159L204 157H202L203 153L200 154V152H202L201 151ZM57 150H59V149H57ZM48 152H50V150ZM65 152L63 151V153H65ZM69 153H70V151H69ZM57 154H59V153H57ZM80 154H82V153L80 152ZM51 156H52V154H51ZM56 157H58V156H56ZM49 158H50V156H49ZM66 158H67V154H66ZM84 158H87L88 161L92 162V164H93V166L95 168V169H93V167L91 166L92 167V171L96 170L97 172H100L101 173L100 175H102V176H103L102 172L103 173L105 172L104 171L105 168L108 169V167H111V168L116 169V168L119 167L118 166L119 163H117V161L112 162V163L105 162V164H104V162L96 154H94L92 152L85 154ZM140 158L141 157H139V156L138 157L137 156L136 157H132L130 159L128 158L129 159L127 161L128 164H127L126 167H124L125 169H122L121 172L119 171L120 175H123V177L127 176L125 178H128V179L132 178L133 179L132 182H136V181L138 182V180L140 181L139 177H141L143 173L146 174L149 182L151 181L152 182L151 184H153L151 186V188H150V190H152V192L150 193V195L147 196V200L152 202V203H157L158 205L162 204L163 202H165L164 199L160 198L159 196H157V195H163V193L161 191L162 189L158 187V183H157V181L159 180V177H160L159 174L161 175L162 172H161V170L159 171L156 168H152V167H149V166L147 167V165L144 162L146 160L142 161V159H140ZM219 158L221 160L220 163H219ZM52 159H50L51 160V161H49L50 163L53 162ZM58 159H59V161H62L61 165L58 166L59 169H60L59 172H61L60 176H62V174H63L65 177H67L69 179L74 178L75 174L73 175V173H72L73 171L71 172V170L75 166H73L72 169H69L70 167H72V165L71 166H67L65 164L66 166H64V165H62V163L65 162L64 161L65 159L64 160L63 159L60 160V158H58ZM88 161H86V162L89 163ZM58 162H57V164H60V162L59 163ZM198 163H199V165H198ZM11 167H14V166H11ZM120 167H122V166H120ZM55 168H57V166ZM205 168H204V170H205ZM12 169L13 168H11V172H13ZM17 169H19V168L17 167ZM14 170H16V166H15ZM56 170H58V169H56ZM74 170H75V168H74ZM109 171L106 172V173H109ZM14 172H16V171H14ZM55 172H57V171H55ZM119 172L117 174H119ZM218 172H220V169L218 170ZM19 173H21V172H19ZM19 173H18V175H19ZM89 174H91V173H89ZM111 174L112 173L110 171V175ZM113 174H114V170H113ZM222 174H224V173H222ZM13 175L18 176L17 172L14 173ZM22 175H23V173H22ZM110 175H109V177H110ZM115 175H116V172H115L114 176ZM120 175H117V177L120 176ZM20 176L21 175H19V177H18L19 179H21ZM60 176H58V177H60ZM105 176H106V174H105ZM21 177H23V176H21ZM10 178L11 179H9V180L11 181L13 178L11 176H10ZM75 178L77 179V177H75ZM86 178L89 180L88 177H86ZM110 178H108V179H110ZM113 178H116V177H113ZM142 178H143V176H142ZM254 179H255V182L257 184L256 186H254L255 184H253ZM12 181H14V180H12ZM67 181H69V180H67ZM67 181L65 183H67ZM94 181H95V179H94ZM107 181L109 182V180H107ZM231 181H232V179H231ZM112 182H113V180H112ZM229 184H231V182ZM18 185L20 187H23L20 184H18ZM137 185L140 186L138 183H137ZM145 185H147V184H145ZM19 186H18V188H19ZM160 186H163V185L161 184ZM65 187H68V186L65 184ZM72 187H74L73 190L70 191L68 189L70 192H72L73 194L74 193L77 194L80 198L82 197V199H84V200H89V198H87L86 194H85V196L81 195V194H83V192L85 190L82 191V189H81V191H80L79 189L81 187H77V188H79V189H77V188H75L74 185H72L70 188H72ZM135 187H136V185H135ZM5 188L7 189L8 192L16 193L15 194V195H17L16 197H18V195H19L21 199L22 198H27L29 201L30 200L34 201V199L32 200V198H34V197H32V195H31L32 198L30 199V197H29L30 195L27 196V194H25V193H23L21 191L12 190L9 187H5ZM23 188L25 189V187H23ZM97 188H95L93 190H95V192H96ZM102 188H104V187L100 186V188L97 189V192H98L97 193V198H98V194H99V199H100V201L98 200L100 202L99 204H102L103 208L105 206L108 208L109 204L111 205L112 202L108 203V201H106L107 200L106 198H107V196L109 194L106 195V193H104V192H107V191H104V189H102ZM137 188H139V187H137ZM235 188H237V187H235ZM218 189L220 191H222L221 187H218ZM206 190H208V189H206ZM130 193H132V192H130ZM104 194L106 195L105 197H103ZM15 195H13V196H15ZM70 195H72V194H70ZM49 196L50 195H48V197ZM57 197H55V199H57ZM52 198H48L49 202H51L50 199L52 200ZM109 199L110 198H108V200ZM23 200L24 199H22V201ZM110 201H112V200H110ZM53 202L55 204H57V205L54 204V206H55L54 209H56V208L58 209V212H55V214L57 213L59 216L68 217L69 213L66 210H64V208L66 206L65 205H64L65 207L62 206L63 202L60 203V204L57 201H53ZM103 203H104V205H103ZM32 204H34V203H32ZM229 204H230V202H229ZM231 204H233V201H232ZM259 204H261V203H259ZM39 205H40V203H38V206ZM162 205L166 206L165 204H162ZM80 208H79V210H80ZM110 209H111V207H110ZM251 209L252 208H250V210ZM46 210H48V209H46ZM82 210H83V208H82ZM81 211H80L79 215H81L82 219H80L79 222H78L77 221L78 220V215H77V219L75 220L76 221L75 223H76V225L79 223V225H81L80 228L83 227L85 231H87L88 233L91 234L92 230H91V226H90L89 222H91V220L93 218L94 219H96V218L92 214H89L86 211L88 213L87 214L85 212V210H83L84 213H83V216H82V212ZM105 212H106V210H105ZM50 213L53 214L54 212L52 211V212H49V214ZM255 213L253 212V213L249 214V215H251V216L248 217L249 221L254 218V222H252L253 221L252 220L251 223H249L247 225V227H245V229L243 228V226H245V225L240 224L237 221L235 222V220H234V224L232 223L234 226H233V228H231L233 230V232L229 233V235L221 236V238L218 241V243L220 242L221 247L225 249L226 253L225 252L224 253L226 254V258L227 259L229 258V259L226 262L225 256L222 257V259L219 260L220 264H264V207H262L256 214ZM31 214L27 213L25 215L26 218L33 219V218H35L37 216V215L36 216L35 215H31ZM52 214H50V215H52ZM46 215H47V213H46ZM50 215H49V217H51ZM81 217H79V218H81ZM119 218H121V217H119ZM65 219H67V218H65ZM22 220L25 221L24 219H22ZM32 221L34 222V221H36V219L32 220ZM238 221H239V219H238ZM245 221H248V219H245ZM12 222H14V221H12ZM15 222H17V221H15ZM29 222H30V220H29ZM7 223H8V221H7ZM32 223H30V224H32ZM9 224H10V222H9ZM30 224H28V223H27V225L24 224L23 227H25V229H24L25 231L23 233H27L28 232V230H29V228L31 226ZM232 224H231V226H232ZM21 225H22V223H21ZM79 225H77V226L79 227ZM14 226H12V227H14ZM49 226H53V227H50V228H54L55 227L54 225H51V224H49ZM37 227L39 228V225H37ZM2 228L4 229L3 226H2ZM20 228H21V226L19 227V229ZM31 228H32V226H31ZM34 228L36 229V227H34ZM17 230L18 229H16L15 231H17ZM70 230L63 229L62 231L61 230L60 231H58V230L55 231L53 233V236H52L54 242H52L51 240L50 241H51V245L53 247H55L56 249H58V250L56 251L55 248H54V250H50V249L49 250L51 251V253L53 251H56V253H58V251L60 250L59 254H60V252L61 253H65L66 255H64V256H66V258L68 260L74 262L73 264H81L80 260H79L80 258L78 259V257L75 254H73V252L71 251V250H73L74 245H76L75 248H77V249L80 246H78V244H79L78 239H76L75 237L74 238L70 237L71 236ZM22 231H23V229H22ZM37 231H38V229H37ZM106 231L108 232L109 230L107 229ZM33 233H35V232H33ZM8 234H9V236H11V233H8V231L6 233V232H4V230L0 229V264H36V263L32 262V259H31V262H30V260H28V257H25V255H23L25 258L22 257V255L19 254V251L13 246L14 244L12 243L11 239H12V237H15V236L17 237V235L9 237ZM29 234L30 233H28L26 235H28L30 237ZM41 234H43V233H41ZM107 234H109V233H107ZM35 236H36V234L34 235V237ZM41 236L39 237V240L40 239L42 240L44 238L43 236H42L43 238H41ZM44 236L46 238L48 235L47 236L44 235ZM115 236H118V235H115ZM48 238H46V240H49ZM29 239H31V238H29ZM37 239H38V237H37ZM44 239H43V241H44ZM144 239L146 240V238H144ZM64 240L67 241V242H65ZM147 240L151 241V239L150 240L147 239ZM15 241L18 243V244H16V242H15L16 245L21 244L24 247L23 248L21 246V248L26 249L27 251L30 252V254L38 255L39 258L41 257L40 259H42V257H43L44 259H48L49 258L48 260H50V257H49L50 254H49V252L47 253V251H46V249L48 250V248L51 246V245L49 246V244H50L49 241H47L49 244L47 243L48 244V248L46 247V249H44V247H42L43 245L41 246L40 243L39 244H37L36 242L32 243L28 239H25V237H24L23 240H15ZM32 241H34V240H32ZM176 241L177 240H175L174 242H176ZM45 242L46 241H44V244H45ZM159 242H160V240H159ZM159 242H156L155 244H160ZM210 245H212V241H211ZM171 246H170V248L167 251L168 253L172 252L174 250V246L173 245H171ZM75 248H74V250H75ZM23 249H21V250H23ZM201 252L202 251H200V254L203 253V255H204V252H202V253ZM51 256L54 257V258H58V255H56V257H55L52 254ZM61 256H63V255L61 254ZM222 256H223V254H222ZM83 258H85V257H83ZM19 260L22 261V263H20ZM48 260H46V261H48ZM53 260H56L58 262V259H53ZM51 261L52 260H50V262ZM59 264H61V263H59ZM195 264H197V263H195Z\"/></svg>",
    "mask_w": 264,
    "mask_h": 264
},
{
    "label": "built area",
    "instance_id": "obj_3",
    "mask_svg": "<svg viewBox=\"0 0 264 264\" xmlns=\"http://www.w3.org/2000/svg\"><path fill=\"white\" fill-rule=\"evenodd\" d=\"M171 179L174 192L183 198V206L190 214V220L193 227L197 228L201 235H211V228L206 227V223L209 219L207 207L203 202L201 188L188 176L182 173L174 172ZM226 215L230 217L232 215L231 211H227ZM230 222L232 221L229 219L220 223L221 228H223L224 235H229V233L233 232L231 229L233 226H231ZM186 254V249L182 248L178 251L176 256L177 258L175 259L179 261L180 258L186 256Z\"/></svg>",
    "mask_w": 264,
    "mask_h": 264
}]
</instances>
